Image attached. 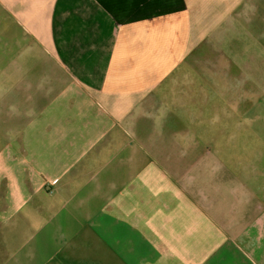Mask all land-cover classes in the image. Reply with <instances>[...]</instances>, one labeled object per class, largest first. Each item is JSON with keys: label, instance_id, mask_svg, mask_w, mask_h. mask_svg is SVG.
<instances>
[{"label": "crops", "instance_id": "0c3cea01", "mask_svg": "<svg viewBox=\"0 0 264 264\" xmlns=\"http://www.w3.org/2000/svg\"><path fill=\"white\" fill-rule=\"evenodd\" d=\"M0 264H264V0H0Z\"/></svg>", "mask_w": 264, "mask_h": 264}]
</instances>
